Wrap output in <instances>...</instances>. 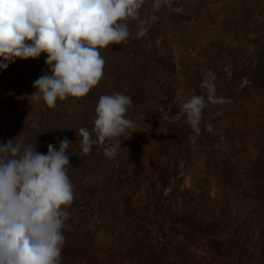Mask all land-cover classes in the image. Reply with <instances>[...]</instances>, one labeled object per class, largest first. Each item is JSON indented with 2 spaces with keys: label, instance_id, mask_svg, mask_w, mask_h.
I'll list each match as a JSON object with an SVG mask.
<instances>
[{
  "label": "rangeland",
  "instance_id": "obj_1",
  "mask_svg": "<svg viewBox=\"0 0 264 264\" xmlns=\"http://www.w3.org/2000/svg\"><path fill=\"white\" fill-rule=\"evenodd\" d=\"M152 3L140 10L150 24L144 37L129 21L128 42L100 50L104 77L86 97L58 99L54 108L31 97L33 82L48 71L46 53L0 69V143L36 142L44 154L65 137L74 144V201L64 230L71 242L93 239L123 251L138 242V250L151 251L186 218L192 228L180 232L214 233L222 264H264V88L251 85L264 57V0H173L180 13ZM205 77L230 103H209L197 134L180 105L206 96ZM117 91L132 98L136 132L111 141L122 147L115 158L105 157V145L82 153L78 130H91L92 108ZM148 145L155 171L145 179L138 159Z\"/></svg>",
  "mask_w": 264,
  "mask_h": 264
},
{
  "label": "clouds",
  "instance_id": "obj_2",
  "mask_svg": "<svg viewBox=\"0 0 264 264\" xmlns=\"http://www.w3.org/2000/svg\"><path fill=\"white\" fill-rule=\"evenodd\" d=\"M145 0H0V69L17 59H38L47 54L48 71L33 82L31 97L49 108L58 99L86 97L103 79L106 60L101 49L127 43L133 35L129 21L136 22V37L149 31L141 18ZM152 7L171 8L173 0H153ZM200 87L205 95H192L180 105L187 123L199 134L207 105L230 103L217 95L214 78L205 77ZM133 101L122 92L101 95L93 117L94 127L78 130L82 153L94 145H105V157L115 158L121 143L114 138L135 133L136 123L128 116ZM214 133L211 124L205 126ZM95 135V138H93ZM59 149L49 143L47 153L37 144L9 139L0 143V264H61L66 244L64 230L68 207L74 201L69 176L67 137Z\"/></svg>",
  "mask_w": 264,
  "mask_h": 264
},
{
  "label": "trees",
  "instance_id": "obj_3",
  "mask_svg": "<svg viewBox=\"0 0 264 264\" xmlns=\"http://www.w3.org/2000/svg\"><path fill=\"white\" fill-rule=\"evenodd\" d=\"M251 80V85L264 88V57L258 59ZM92 109L95 110V107ZM154 154L155 149L148 145L144 155L138 159L141 163L140 176L145 179L155 171ZM176 222L178 229L173 227L168 233H163V239L158 243L160 248L154 247L151 251L146 247L138 250L140 247L135 246L138 242H132L127 251H123L122 247L117 250L114 244L96 246L93 239H74L73 242L66 239L61 264H222V250L216 246L214 233H181L180 226L190 229L191 223L186 218L176 219Z\"/></svg>",
  "mask_w": 264,
  "mask_h": 264
}]
</instances>
